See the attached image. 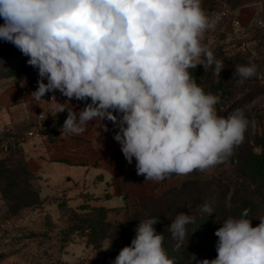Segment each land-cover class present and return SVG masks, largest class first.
Returning a JSON list of instances; mask_svg holds the SVG:
<instances>
[{
  "label": "clouds",
  "instance_id": "clouds-1",
  "mask_svg": "<svg viewBox=\"0 0 264 264\" xmlns=\"http://www.w3.org/2000/svg\"><path fill=\"white\" fill-rule=\"evenodd\" d=\"M0 40L11 43L38 71L31 94L55 113L67 112L61 135H80L90 122L110 121L114 140L137 175L163 181L214 168L245 140L250 121L243 108L219 115V97L205 93L189 69L225 68L205 42L215 30L202 0H0ZM255 63L236 65L239 83L257 74ZM45 80L47 83H45ZM85 102L75 111L70 103ZM90 100V103L87 102ZM46 102V101H45ZM255 134L256 124L251 122ZM201 212L214 213L207 203ZM245 209L215 231V259L191 264H264V218L252 226ZM195 217L179 212L167 226L183 246ZM156 217L139 220L130 245L111 264H175L164 248Z\"/></svg>",
  "mask_w": 264,
  "mask_h": 264
},
{
  "label": "rangeland",
  "instance_id": "rangeland-1",
  "mask_svg": "<svg viewBox=\"0 0 264 264\" xmlns=\"http://www.w3.org/2000/svg\"><path fill=\"white\" fill-rule=\"evenodd\" d=\"M234 1L236 0H202V7L214 18L219 10L232 9L230 5ZM238 1L244 3L246 0ZM220 23L218 21L214 31L210 30L209 34L212 37H221ZM0 24H3V19H0ZM252 33L253 40L257 36L264 37L261 32ZM211 44L214 47L220 45L219 42ZM13 47L11 43L0 40V55ZM27 58L19 51L5 60H0V86L2 82L10 80L2 78L5 70ZM258 69L264 71V63H261ZM234 71L235 67L229 78ZM261 80L255 75L243 83L237 82L231 100L217 111L219 115L227 116L233 110L243 108L245 114L252 117L249 119L250 126L245 133V140L237 147L240 158L252 152L258 154L261 152V148L256 144L264 135V128L257 114L264 98V89L258 83ZM253 121L256 124L255 134L251 127ZM7 137V133L0 128V163L1 159L8 157L7 153L1 150ZM6 162L7 167L12 170L18 169L14 158H7ZM238 165L237 157L234 164L225 160L210 168L208 172L190 179L191 184L183 186V183H178L176 187H171L154 197L149 207V211L162 214L163 224L167 227L179 212L196 218L202 214L207 215L201 212L202 205L207 203L211 206L214 213L209 217L214 219L215 228L211 237L204 242L205 250L200 259L216 258L218 237L215 231L223 222L218 219L217 214L220 208L228 210L233 206L234 196L237 199H251L256 203L257 210L252 217L254 227L259 224L260 218H264V191L241 177ZM10 181L5 182L0 178V264H111L119 251L128 246L129 241L135 236L134 230L138 223L127 232L112 229L108 232L102 247L96 249L87 244V238L84 236L86 233H83L85 223L76 218L68 208L42 201L36 190L29 188L27 178L19 170ZM149 211L144 214V219ZM128 220L124 219L123 223Z\"/></svg>",
  "mask_w": 264,
  "mask_h": 264
},
{
  "label": "crops",
  "instance_id": "crops-1",
  "mask_svg": "<svg viewBox=\"0 0 264 264\" xmlns=\"http://www.w3.org/2000/svg\"><path fill=\"white\" fill-rule=\"evenodd\" d=\"M235 11L242 24L238 33L241 36L257 31L254 21L264 18V4L256 5L253 0H246ZM220 22V38L212 37L210 31L206 33V40L211 43L227 41L229 35L237 34L230 23ZM253 41L252 35L248 43ZM256 76L262 79L258 83L264 89V71ZM38 79V71L32 68L14 81L2 82L0 128L8 136L5 145L22 159L26 171L32 175V187L42 201L83 216L89 212L84 207L104 208L108 222H124L141 205L167 189L209 171L195 170L183 176L172 174L159 182L145 180L143 175H137L135 158L131 164L126 161L120 144L113 138L118 129L107 120L90 122L80 135H61L67 112L57 115L49 103L37 102L31 96L38 87ZM53 94L61 103L67 99L58 91L44 97ZM70 103L75 111L85 106V102L75 99ZM257 114L264 128V110ZM41 122L48 123L50 131L42 137H26L29 128Z\"/></svg>",
  "mask_w": 264,
  "mask_h": 264
},
{
  "label": "trees",
  "instance_id": "trees-1",
  "mask_svg": "<svg viewBox=\"0 0 264 264\" xmlns=\"http://www.w3.org/2000/svg\"><path fill=\"white\" fill-rule=\"evenodd\" d=\"M242 4L243 3L241 1L236 0L232 2L230 6L232 9H235ZM205 42L209 41L205 40ZM210 46L215 57L223 61L225 67L220 73V79L218 80L217 77L214 76L212 68H209L207 71V69H204L202 65H198L196 69H189V72L192 73V75L196 78L197 84L203 88L205 93H212L219 97V103L215 106L218 111L219 108L225 106L231 100L235 85L239 81V77H234L233 74L232 77H228L233 68L236 65H247L250 62L255 63L259 68L260 64L264 63V37L257 36L252 43H248L246 47L239 49L238 51L236 50V53L234 51L232 55H225L222 52L220 45L214 47V45L210 43ZM19 51L20 50L14 46L12 49L6 50L4 53H2L0 55V60H5L12 54H15ZM27 60L28 58L22 62L8 67L5 70V73H3L2 78L14 81L17 78L27 74L33 68L32 66L28 65ZM258 72L259 69L257 73ZM245 115L248 120L252 118L249 114ZM256 144L261 148V152L259 154L252 152L247 156L240 158L237 154L236 148L233 155L227 158V160L234 164L237 157L239 159V175L246 179L249 183L254 184L261 191H264V135L258 141H256ZM7 155V158H14L16 160V166L18 169H16V171L12 170L11 168L7 167V158L1 159L0 178L4 179L5 182H11L10 180L16 176L17 170H19V172L27 178L29 188L33 189L31 184L32 175L26 171L22 159L17 156L9 146ZM191 183V180H188L182 185L186 186ZM153 201L154 199L146 204L141 205L135 215L129 218L126 223L108 222L106 218L107 211L104 208L84 207V209L89 210V212L84 216L78 215L72 211L70 212L73 213L76 218L81 219V221L85 223L86 227L85 229L83 228V233H86L84 236L87 238V244L99 249L102 247V243L107 238L109 231L115 229L122 232H127L129 229L133 228L137 223H139V220L144 219V214L149 211V207ZM232 203L233 206H231V208L228 210L222 208L219 209L217 214L219 220L225 221L228 218H239L245 209L249 210L248 218L252 219L254 213L257 210L256 203L251 199H237L234 196ZM152 217L159 219V223L155 225V228L158 233H163L165 251L170 258L174 259L175 264H191L190 258L192 254H195L197 259H200L203 256L205 250L204 242L211 237L215 228V222L212 217L202 214L195 218L194 223L187 225V235L183 242V246L179 249L176 248L177 241L172 238L168 228L163 224L164 219L162 214L157 211H149L145 219ZM252 226L254 227L253 219ZM131 240L129 241L128 245H130Z\"/></svg>",
  "mask_w": 264,
  "mask_h": 264
},
{
  "label": "built area",
  "instance_id": "built-area-1",
  "mask_svg": "<svg viewBox=\"0 0 264 264\" xmlns=\"http://www.w3.org/2000/svg\"><path fill=\"white\" fill-rule=\"evenodd\" d=\"M253 1L256 5L264 4V0H253ZM214 18H217L219 22L223 21L230 23L233 29L237 31V34L229 35L227 41H222L220 43L222 52L225 55H231L232 52L246 47V45L248 44L249 40L252 37V33H246L245 36H241L238 34L239 31H241L240 29L242 28V24L237 16L235 9L223 8L217 12ZM254 29L264 34V18H257L254 21ZM50 99L51 97H42V100L37 102L46 103L47 101H50ZM87 102H90V100ZM259 110H264V102L260 103ZM113 127L116 129L114 125ZM49 131H50V125L48 123L41 122L39 124L31 126L26 133V137L28 138L42 137L43 135L47 134ZM1 150L2 152L7 153L8 146L4 145L1 148Z\"/></svg>",
  "mask_w": 264,
  "mask_h": 264
}]
</instances>
